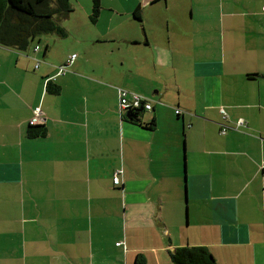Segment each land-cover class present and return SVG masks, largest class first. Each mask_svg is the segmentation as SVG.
<instances>
[{
	"label": "crops",
	"instance_id": "0c3cea01",
	"mask_svg": "<svg viewBox=\"0 0 264 264\" xmlns=\"http://www.w3.org/2000/svg\"><path fill=\"white\" fill-rule=\"evenodd\" d=\"M76 1L66 37L0 46V264H264V0Z\"/></svg>",
	"mask_w": 264,
	"mask_h": 264
},
{
	"label": "trees",
	"instance_id": "16d2710c",
	"mask_svg": "<svg viewBox=\"0 0 264 264\" xmlns=\"http://www.w3.org/2000/svg\"><path fill=\"white\" fill-rule=\"evenodd\" d=\"M92 3L91 18L96 20L101 11V0H92ZM72 11L73 5L71 0H0V46L27 51L31 43L39 35L56 34L57 36L66 37L68 32L62 25V20L67 18ZM48 79L46 80L47 90L50 93L59 94L61 86L54 84ZM141 107H143L142 111H138V109L137 111L130 112V120L139 123L137 120H139V116L146 109L144 106ZM177 109L182 110L183 113L185 112V110L179 107L175 109V112ZM126 111L128 112L127 109ZM126 111L125 116H127ZM183 113L176 112L179 116ZM240 119L243 118H239L238 120ZM149 124L154 126L155 120ZM247 126L248 124L244 127ZM231 127L234 128V126L229 125L227 131ZM240 128L242 130L243 126L238 129ZM47 132L48 129L45 124H37L36 122L30 124L27 129V134L30 138L44 137L47 135ZM116 173L117 171L114 172V174ZM118 184L120 182L116 183V185ZM120 242L123 243V241ZM170 257L174 264H218L213 253L206 246H180L170 252ZM138 259L142 261L140 257ZM139 264L141 263L139 262Z\"/></svg>",
	"mask_w": 264,
	"mask_h": 264
},
{
	"label": "built area",
	"instance_id": "2783aa9c",
	"mask_svg": "<svg viewBox=\"0 0 264 264\" xmlns=\"http://www.w3.org/2000/svg\"><path fill=\"white\" fill-rule=\"evenodd\" d=\"M39 47L37 46L36 49H38ZM76 58V54H73L67 61L68 64H70L74 59ZM40 64V62H37L36 67H38ZM58 74H65L68 71L67 65L63 64V65H59L58 67ZM119 94H120V104L122 109L124 110H128V111H137L141 106H144L146 109L150 110L152 109V99L144 96L142 94H139L137 92H129V90L125 89V88H120L119 89ZM177 113H183L182 110L177 109L176 110ZM43 112L41 110V107H37L35 109V118L32 122H36L39 119V116H42ZM247 125L246 120L244 119H240L236 122V128L238 129L239 127H244ZM229 125H224L222 127V132L226 133L227 129H228ZM121 173V171H117V173L115 174V183H119L120 182V178H119V174ZM118 245H121L122 242H118Z\"/></svg>",
	"mask_w": 264,
	"mask_h": 264
},
{
	"label": "rangeland",
	"instance_id": "374dc122",
	"mask_svg": "<svg viewBox=\"0 0 264 264\" xmlns=\"http://www.w3.org/2000/svg\"><path fill=\"white\" fill-rule=\"evenodd\" d=\"M72 4L74 5V6H73V8H74L73 14L70 16L69 19H66V20L63 21L64 24H63V22H62V25H63L64 27H65V26H68V25L76 26L77 22L79 21L78 19H79L80 17L86 16V12H85L84 8L82 7V4L78 3L76 0H72ZM90 14H92V9H91ZM77 25H78V24H77ZM65 28H66V27H65ZM48 35H49V34L39 35V36L37 37V39L34 40V41L31 43V45H30L28 51L31 50L32 45H34V44H38V45H40V44H41V42H40V38H41V37L44 38L45 36H48ZM42 47L44 48V45H43V44H42ZM183 153H184V149H183ZM186 219H187V218H186Z\"/></svg>",
	"mask_w": 264,
	"mask_h": 264
},
{
	"label": "water",
	"instance_id": "95a60500",
	"mask_svg": "<svg viewBox=\"0 0 264 264\" xmlns=\"http://www.w3.org/2000/svg\"><path fill=\"white\" fill-rule=\"evenodd\" d=\"M142 110H143V107L139 108L138 111H142ZM130 112H131V111H128V112H127V117H128V118H131Z\"/></svg>",
	"mask_w": 264,
	"mask_h": 264
}]
</instances>
